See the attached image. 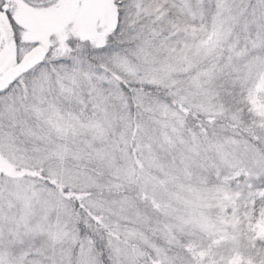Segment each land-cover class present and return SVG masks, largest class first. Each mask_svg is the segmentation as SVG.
<instances>
[{"label":"snow or ice","instance_id":"1","mask_svg":"<svg viewBox=\"0 0 264 264\" xmlns=\"http://www.w3.org/2000/svg\"><path fill=\"white\" fill-rule=\"evenodd\" d=\"M0 264H264V0H0Z\"/></svg>","mask_w":264,"mask_h":264}]
</instances>
